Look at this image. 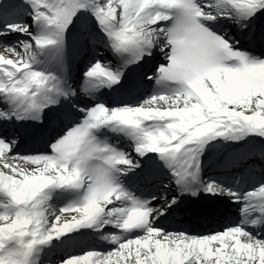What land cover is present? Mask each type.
<instances>
[{"label": "snow or ice", "instance_id": "snow-or-ice-1", "mask_svg": "<svg viewBox=\"0 0 264 264\" xmlns=\"http://www.w3.org/2000/svg\"><path fill=\"white\" fill-rule=\"evenodd\" d=\"M0 264H264V0H0Z\"/></svg>", "mask_w": 264, "mask_h": 264}]
</instances>
